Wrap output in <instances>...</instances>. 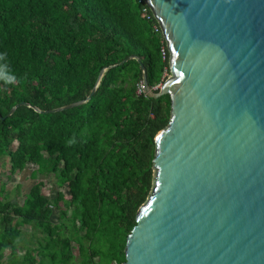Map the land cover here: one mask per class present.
Here are the masks:
<instances>
[{
    "label": "trees",
    "instance_id": "16d2710c",
    "mask_svg": "<svg viewBox=\"0 0 264 264\" xmlns=\"http://www.w3.org/2000/svg\"><path fill=\"white\" fill-rule=\"evenodd\" d=\"M155 26L145 0H0V158L9 163L0 175V264L127 262L154 191L155 139L171 119L169 95L138 91L143 65L152 88L170 75ZM28 165L36 183L14 203L7 187ZM50 174L67 189L52 200L37 181Z\"/></svg>",
    "mask_w": 264,
    "mask_h": 264
},
{
    "label": "water",
    "instance_id": "95a60500",
    "mask_svg": "<svg viewBox=\"0 0 264 264\" xmlns=\"http://www.w3.org/2000/svg\"><path fill=\"white\" fill-rule=\"evenodd\" d=\"M145 1L170 77L154 91L143 65L144 84L171 119L125 264H264V0Z\"/></svg>",
    "mask_w": 264,
    "mask_h": 264
},
{
    "label": "rangeland",
    "instance_id": "374dc122",
    "mask_svg": "<svg viewBox=\"0 0 264 264\" xmlns=\"http://www.w3.org/2000/svg\"><path fill=\"white\" fill-rule=\"evenodd\" d=\"M167 72L165 73V75ZM37 169L34 165H28L25 172L19 173L16 175L12 182L7 187V194L9 200H11L14 203L18 204H24V201L26 199V195L29 193L31 187L36 183V180H33L30 177V173ZM9 171V163L8 158L1 157L0 158V175H7ZM42 180L45 183V186L43 188V194L48 197L49 199H53L56 196V193L58 191H63L67 193L66 188H59L57 184V178H55L54 175H47V176H40L38 177L37 181ZM71 213V211H69ZM53 220H58V212L55 211L52 217ZM31 228H27V233H31ZM37 238H42V234L38 232ZM75 255L78 257V251L77 249L74 250ZM79 262V260H78Z\"/></svg>",
    "mask_w": 264,
    "mask_h": 264
},
{
    "label": "built area",
    "instance_id": "2783aa9c",
    "mask_svg": "<svg viewBox=\"0 0 264 264\" xmlns=\"http://www.w3.org/2000/svg\"><path fill=\"white\" fill-rule=\"evenodd\" d=\"M159 25V24H158ZM154 29H155V32H159V29L161 30V28H160V26L158 27V26H155L154 27ZM162 31V30H161ZM163 34V33H162ZM166 42V41H165ZM162 54H163V57L164 58H166V49H162ZM167 76V79L170 77V75H166ZM166 79V80H167ZM163 85V83H161V84H159V85H157V86H155V87H153L152 89L154 90V91H159L160 90V88H161V86ZM139 93L140 94H142V93H145V94H147V90H146V87H145V84H144V81L142 82V84L140 85V88H139Z\"/></svg>",
    "mask_w": 264,
    "mask_h": 264
},
{
    "label": "clouds",
    "instance_id": "9594fccd",
    "mask_svg": "<svg viewBox=\"0 0 264 264\" xmlns=\"http://www.w3.org/2000/svg\"><path fill=\"white\" fill-rule=\"evenodd\" d=\"M12 80H14V77H13L12 79L7 80L6 82H7V83H11Z\"/></svg>",
    "mask_w": 264,
    "mask_h": 264
}]
</instances>
